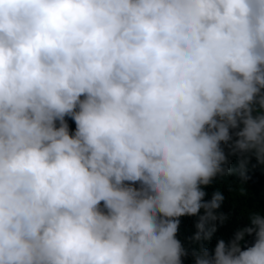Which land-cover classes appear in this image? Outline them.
<instances>
[{
	"label": "clouds",
	"instance_id": "9594fccd",
	"mask_svg": "<svg viewBox=\"0 0 264 264\" xmlns=\"http://www.w3.org/2000/svg\"><path fill=\"white\" fill-rule=\"evenodd\" d=\"M250 164L264 0H0V264H264Z\"/></svg>",
	"mask_w": 264,
	"mask_h": 264
},
{
	"label": "trees",
	"instance_id": "16d2710c",
	"mask_svg": "<svg viewBox=\"0 0 264 264\" xmlns=\"http://www.w3.org/2000/svg\"><path fill=\"white\" fill-rule=\"evenodd\" d=\"M70 126L72 129L75 128V125L72 121H69ZM233 163L231 167H237L238 166V159L236 156H232ZM230 160V159H229ZM255 160L253 159L251 161V164H255ZM251 164L249 165V174H258L257 171L261 169L259 166L253 169L251 167ZM263 173L264 170H260V173ZM237 179L235 176L225 177L221 181H219V178L217 181H214L211 186L206 187L204 190L206 191L207 195L212 194L217 188H219L223 195L225 196V202L222 205V208L220 211H223L225 213L233 212V217L229 220L228 223H226L224 226L235 229L237 226H243L244 225V219L243 217H240L239 223L237 224L236 217L240 216L243 213H248L250 211H258V210H264V191L259 193L258 199L254 197L255 193H249L246 190L245 195H241L239 192V183L233 182V180ZM264 184V181H263ZM229 187L232 188V191H229ZM251 195V196H250ZM250 196L249 198H247ZM207 197V196H206ZM205 197V199H206ZM234 206V207H233ZM202 214V213H201ZM197 223V217H182L181 218V224L180 229L178 233V238L181 240V242L184 244L185 247H191L192 245L189 243L188 238L195 234L197 229L195 228V224ZM218 223V222H217ZM215 234L211 241L204 242L205 246L209 249L212 248L214 242H215ZM184 264H193V261L191 257L184 258Z\"/></svg>",
	"mask_w": 264,
	"mask_h": 264
}]
</instances>
